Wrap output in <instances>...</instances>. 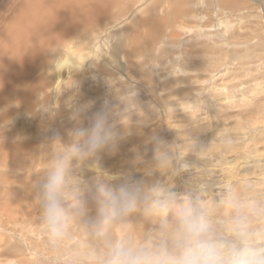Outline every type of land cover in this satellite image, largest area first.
<instances>
[{"label":"rangeland","instance_id":"obj_1","mask_svg":"<svg viewBox=\"0 0 264 264\" xmlns=\"http://www.w3.org/2000/svg\"><path fill=\"white\" fill-rule=\"evenodd\" d=\"M168 1L128 5L93 33L87 59L96 60L76 71V84L65 81L59 97L46 88L33 112L17 99L0 107V143L12 150H0V264H109L119 241L173 250L189 209L237 246L243 222L264 256V0H235L229 9L189 0L173 17ZM152 18L160 20L156 37L139 42L154 30ZM98 120L100 143L92 147ZM60 161L68 220L53 239L42 185ZM133 191L135 207L121 211Z\"/></svg>","mask_w":264,"mask_h":264},{"label":"bare ground","instance_id":"obj_2","mask_svg":"<svg viewBox=\"0 0 264 264\" xmlns=\"http://www.w3.org/2000/svg\"><path fill=\"white\" fill-rule=\"evenodd\" d=\"M4 1L10 3L8 4L9 6L5 5L1 7L2 4L0 5V107L5 104L10 105L14 99H17L22 108H26V111L29 109L33 112L36 110L35 107L39 103L37 99L44 96L46 88H48L52 94L59 97L63 83L66 81L71 87L72 85L68 79L73 80L76 78V84L79 79L78 76L76 77V71L78 70L80 72L86 67V64L92 61V59L96 60L94 57H92V59L90 58V60L87 59L91 46L88 44V41L96 31L105 29V25H108L110 22H117L120 18L125 16L129 11V9H127L128 5L134 6L139 1L143 0H3V2ZM17 1H19V4L16 3V5L15 2ZM145 1L150 3L151 0ZM190 1L169 0L168 3L174 6L171 11V16L173 17L180 13L181 8H179L177 4ZM217 3L219 7L222 6L228 9L236 5L235 0H217ZM7 12L9 13L8 15ZM185 14H187V12ZM159 21L160 20L152 18L150 20V25L152 24L155 27V24H158ZM163 23L165 24V19H163ZM150 25L149 23L147 24V26ZM142 26V33L144 30V33L147 34V26L144 23H142ZM84 27L88 30L81 33ZM127 31L128 29L123 28L122 33H127ZM148 32L150 35L147 34L148 37L146 38L145 36V39L139 40V42H146L149 37L153 39L157 32V28L155 27L154 30H148ZM70 36L72 38L68 40ZM77 37L78 39L75 40L74 38ZM66 39L70 41V43L64 42V46L60 45ZM111 39H114V37L112 36ZM57 45H59V47ZM64 47L68 50L65 51ZM57 49L60 50L58 53L53 52ZM51 53H54L56 56H54L55 61ZM77 54H79L77 60L74 61L73 64L71 63L72 65L68 64L73 62L72 57ZM52 60L54 61L53 64H51ZM130 66L134 69L137 63H132ZM49 78L53 79L52 82H47ZM51 84L53 88H51ZM74 93L75 91L70 94L73 98L74 96L76 98L81 97ZM38 95L39 97L37 98ZM69 98L70 97L67 98L66 95V102L70 101ZM40 111L46 114V109ZM36 116L38 115L34 117ZM3 120L5 119L1 114L0 122ZM41 121L42 119L39 122ZM24 123L27 124L28 122ZM4 129L6 131L5 127ZM3 130L0 129V135L5 132ZM9 132L11 131L9 130ZM10 145L0 143V150L5 149L7 153L11 152ZM16 153L19 152L17 151ZM19 164L17 166H19Z\"/></svg>","mask_w":264,"mask_h":264},{"label":"clouds","instance_id":"obj_3","mask_svg":"<svg viewBox=\"0 0 264 264\" xmlns=\"http://www.w3.org/2000/svg\"><path fill=\"white\" fill-rule=\"evenodd\" d=\"M101 128L102 121L98 120L88 141L92 147L100 143ZM66 167L65 162H58L42 185L44 221L53 239L63 237L67 227L68 209L64 203ZM101 193L115 203L110 193L103 189ZM136 199L135 191L125 193L119 202L120 210L131 211ZM180 221L184 225V236L175 249H135L119 241L110 247L109 264H264V256L252 249L243 222L238 221L234 230L240 241L237 246L217 235L216 229L194 210H187Z\"/></svg>","mask_w":264,"mask_h":264}]
</instances>
